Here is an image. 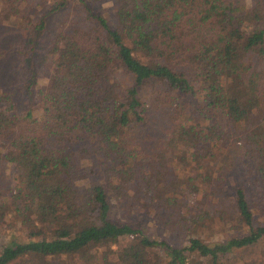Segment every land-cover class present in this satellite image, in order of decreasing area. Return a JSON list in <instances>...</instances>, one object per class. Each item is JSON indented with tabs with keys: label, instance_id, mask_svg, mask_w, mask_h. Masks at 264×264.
<instances>
[{
	"label": "trees",
	"instance_id": "1",
	"mask_svg": "<svg viewBox=\"0 0 264 264\" xmlns=\"http://www.w3.org/2000/svg\"><path fill=\"white\" fill-rule=\"evenodd\" d=\"M39 1L0 0L49 62L39 86L28 66L24 109L0 87V264H224L264 245V0ZM68 6L78 24L50 32ZM236 149L228 178L199 171ZM120 200L195 233L146 236L110 218ZM225 218L245 232L199 235Z\"/></svg>",
	"mask_w": 264,
	"mask_h": 264
},
{
	"label": "rangeland",
	"instance_id": "2",
	"mask_svg": "<svg viewBox=\"0 0 264 264\" xmlns=\"http://www.w3.org/2000/svg\"><path fill=\"white\" fill-rule=\"evenodd\" d=\"M27 1L32 4V7L34 4L40 3L39 0ZM96 5L102 12L107 13L110 7V2L109 0H98L96 1ZM43 9L45 10V7ZM76 12L77 10L74 13L73 7L68 6L66 10L52 13L54 16H49V31L53 32L55 30V26L61 23L67 24L68 27L76 26L79 21L76 18L77 16H72V14H76ZM30 38L32 37H30L29 32L21 34L20 29L13 30L11 27L0 25V51H2L0 57V87L15 91L13 99L20 109H24L26 106L27 97L23 91V86L27 82L29 76V67H31L30 70L34 72V80L37 81L36 86L43 85L45 83L46 78L44 77V73L47 72L49 68L45 44H43L39 38H36L33 43L34 49H29L28 40ZM150 131V127H142L141 129L140 127H136L132 132L135 137H141L144 132L145 135H150ZM238 150H231L229 153L217 155L214 161L207 162L208 167L206 170L203 167H200L199 171H203L202 173L205 175L214 176V173H216L222 178H228L230 175L229 171L232 168L230 165L233 164L234 152ZM225 165L228 168L230 167V169L228 170L224 168ZM230 181L233 180L231 179ZM12 182V168L9 166L3 168L0 173V185L3 188H6L7 185H12ZM197 202H199V197L198 201L194 204ZM124 208L125 206L121 200L120 202L115 201L112 205L110 218L116 222L131 223L132 225L138 227L143 234L151 238L164 240L166 243L171 245L183 246L188 237L195 233V228L189 224H177L170 226L174 223L173 217L175 214H172V218H168L166 210L155 211V207L149 206L147 208L142 206L140 209L130 207L126 210ZM198 209L200 208L196 207L193 211L197 212ZM224 217H226V215ZM224 220L226 223L223 225L214 226L213 224V227L210 228L206 226L205 229L203 228L204 230L200 231L199 235L207 241H218L226 236L245 232L244 229H232L234 226L228 224V219L225 218ZM2 232H5L6 236L19 235V231L17 229L10 227ZM233 253L235 255L230 256L224 264H243L242 260H244V258H253L258 260L264 253V245L260 244L259 247L254 248L251 251L248 250L244 253H240V251H235Z\"/></svg>",
	"mask_w": 264,
	"mask_h": 264
}]
</instances>
